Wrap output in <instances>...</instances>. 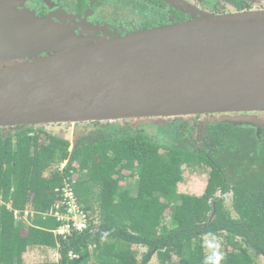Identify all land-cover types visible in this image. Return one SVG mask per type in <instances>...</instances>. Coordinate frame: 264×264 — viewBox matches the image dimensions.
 <instances>
[{"label": "trees", "instance_id": "1", "mask_svg": "<svg viewBox=\"0 0 264 264\" xmlns=\"http://www.w3.org/2000/svg\"><path fill=\"white\" fill-rule=\"evenodd\" d=\"M145 127H102L79 137L72 151L65 136L43 127L0 129V264H25L29 248L57 250V262L38 264H151L154 257L158 264L174 258L257 264L255 256L264 258V128L257 140L251 126L214 124L198 146L169 124L158 128L167 144ZM204 168L201 196L178 192L184 169ZM75 174L88 226L64 239L52 232L62 222L44 213L60 201L55 190ZM127 178L135 180V195L124 188ZM226 194L231 209L224 206ZM26 210L33 212L27 222L14 218V211ZM205 237H223L227 247L210 263ZM134 247L146 250L140 260Z\"/></svg>", "mask_w": 264, "mask_h": 264}, {"label": "water", "instance_id": "2", "mask_svg": "<svg viewBox=\"0 0 264 264\" xmlns=\"http://www.w3.org/2000/svg\"><path fill=\"white\" fill-rule=\"evenodd\" d=\"M12 22L0 26V129L92 122L162 128L210 116L212 124L251 126L261 139L264 11L200 14L110 40L27 12Z\"/></svg>", "mask_w": 264, "mask_h": 264}, {"label": "flooded vegetation", "instance_id": "3", "mask_svg": "<svg viewBox=\"0 0 264 264\" xmlns=\"http://www.w3.org/2000/svg\"><path fill=\"white\" fill-rule=\"evenodd\" d=\"M260 11H264V0H0V13H6V16L12 14L18 17L20 13L27 12L93 40H110L150 29L190 23L200 14L224 16ZM4 21L7 22L6 26L11 25L9 22L12 21L5 19V15L0 17V22ZM211 119L210 116L174 119L169 122V131L171 128L182 130L198 146H203L207 142L209 128L214 125L210 123ZM106 125L99 122L52 125L47 130L62 136L72 131L75 143L81 133L88 134ZM135 126L133 124V128ZM121 127L132 129V126ZM148 127L159 128L149 125L145 129Z\"/></svg>", "mask_w": 264, "mask_h": 264}, {"label": "rangeland", "instance_id": "4", "mask_svg": "<svg viewBox=\"0 0 264 264\" xmlns=\"http://www.w3.org/2000/svg\"><path fill=\"white\" fill-rule=\"evenodd\" d=\"M2 15L6 16V13H3V12L0 13V17ZM8 18L9 19L12 18L11 21H14V19L17 18V16L16 15L12 16V14H10V15H8ZM0 23H2V22H0ZM9 23L15 24V22H9ZM2 24L6 25L7 22H3ZM71 125L73 126V124H71ZM116 125H118V126H131L129 124H125L124 122H118ZM106 126H108V125H106ZM145 131H147L149 134H151L155 139L160 140V141L162 140L166 144L169 141V139L158 128L149 127V128H146ZM69 133H70V137H69L70 140L68 142L71 145H70L68 150L72 151L73 145L75 143H74V140L72 138L73 132L71 131ZM83 134H85V132L81 133L80 137H82ZM65 137H68V136H65ZM66 163L67 162L62 163L59 166L60 169L65 167ZM208 172H209L208 168H204L203 170H196V171H190L188 169H184L183 182L178 184V188H177L178 192L181 194H188V195H193L196 197L201 196L203 193V190L205 188V185H206ZM123 174L127 176L128 172L123 171ZM45 175L46 176L49 175V172L45 173ZM76 178H77V174H75V176L72 177L73 180H76ZM74 182H73V184H76V182L75 183ZM125 183H126V185L124 188H128L131 191V195H135V193H136L135 180L132 178H127L125 180ZM121 184H123V182ZM217 196H219V194ZM223 198H224V206L227 209H231L230 208V206H231L230 205V194L224 195ZM94 206H96V204H94ZM95 211H96V209H95ZM96 213L97 212H94L93 217H92V219L95 222H96V217H97ZM232 216L236 217V215L234 214L233 211H232ZM204 242H205V254H206L207 261L209 263L218 259L219 256L223 255L224 250L225 249L227 250V247L224 245L223 237H219V238L205 237ZM134 250L136 251L139 260L141 259L142 254L145 253V251H146L144 248H141V247H134ZM23 258H24L25 264H38V263H46V262L47 263H55L58 261L59 255L57 253V250H54V249L29 248L27 250V252L25 253ZM255 261L257 264H264V258H262V257L255 256ZM151 264H158L155 257L152 259ZM173 264H179V262L176 258L173 259Z\"/></svg>", "mask_w": 264, "mask_h": 264}, {"label": "built area", "instance_id": "5", "mask_svg": "<svg viewBox=\"0 0 264 264\" xmlns=\"http://www.w3.org/2000/svg\"><path fill=\"white\" fill-rule=\"evenodd\" d=\"M74 181L76 182V180L71 179L69 182H66L62 188L55 190L59 195L60 201L44 213V216L53 217L56 221L62 222L61 225L52 232L55 236L59 235L64 239L71 235L73 231L81 232L88 226V215L78 202L73 189L75 185L73 184ZM13 215L16 220L27 222L28 217L32 216L33 212H31V210H26L21 216L19 212L14 211ZM70 257L75 258L76 256L71 254Z\"/></svg>", "mask_w": 264, "mask_h": 264}]
</instances>
